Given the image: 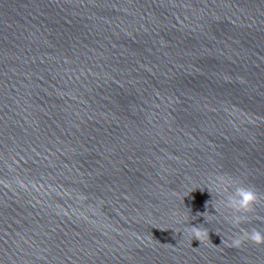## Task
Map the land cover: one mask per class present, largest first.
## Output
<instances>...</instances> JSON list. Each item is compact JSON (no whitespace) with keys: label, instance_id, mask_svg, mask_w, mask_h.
Wrapping results in <instances>:
<instances>
[{"label":"water","instance_id":"obj_1","mask_svg":"<svg viewBox=\"0 0 264 264\" xmlns=\"http://www.w3.org/2000/svg\"><path fill=\"white\" fill-rule=\"evenodd\" d=\"M253 228L264 0H0V264H264Z\"/></svg>","mask_w":264,"mask_h":264},{"label":"clouds","instance_id":"obj_2","mask_svg":"<svg viewBox=\"0 0 264 264\" xmlns=\"http://www.w3.org/2000/svg\"><path fill=\"white\" fill-rule=\"evenodd\" d=\"M216 183L217 191L222 196L220 203L227 213L226 221L233 227L239 228L248 221L249 217L255 213L257 206L261 204L260 195L253 186L236 182L228 177L219 176L216 178ZM191 232L198 240L207 236V232L199 227L192 226ZM244 243L264 246V232L255 228L250 231L236 232L231 240L232 246L238 248Z\"/></svg>","mask_w":264,"mask_h":264}]
</instances>
